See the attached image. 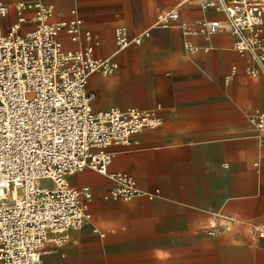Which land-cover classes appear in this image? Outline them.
<instances>
[{
    "label": "crops",
    "instance_id": "1",
    "mask_svg": "<svg viewBox=\"0 0 264 264\" xmlns=\"http://www.w3.org/2000/svg\"><path fill=\"white\" fill-rule=\"evenodd\" d=\"M20 2L52 4L56 20L76 10L92 38L74 43L63 35L66 45L115 54L116 73L90 76L94 110L155 109L162 119L129 144L110 146V172L132 175L143 193L109 196L115 180L91 168L70 175L76 187H91L92 219L71 229L65 244H51L46 263L264 264V238L250 237L252 225H264V135L251 121L264 109V75L248 72L251 56L236 50L227 27L206 37L179 26L226 22L225 14L202 0H0L11 7L0 25L17 16ZM171 9L176 25L116 53L117 27L145 31ZM187 38L202 49L185 53Z\"/></svg>",
    "mask_w": 264,
    "mask_h": 264
},
{
    "label": "built area",
    "instance_id": "2",
    "mask_svg": "<svg viewBox=\"0 0 264 264\" xmlns=\"http://www.w3.org/2000/svg\"><path fill=\"white\" fill-rule=\"evenodd\" d=\"M202 1L222 11L226 22L211 19L193 26L181 21L184 34L211 37L227 27L236 50L251 56L248 72L264 75V0ZM15 9L16 20L9 27L0 25V264H47L51 244H65L71 229L92 219L93 191L73 185L70 175L91 168L115 180L109 196L131 200L143 193L132 175L110 172V146L129 144L162 119L155 109H93L91 74L116 73L119 63L115 54L96 55L92 43L66 45L63 35L74 43L83 34L92 38L76 10L74 17L56 20L52 4L20 2ZM10 13L11 7L0 3V16ZM178 21V11L171 9L148 30L117 27L116 53L142 44L154 28ZM201 49L186 39L185 53ZM251 121L264 135V109H257ZM250 237L264 238V225H252Z\"/></svg>",
    "mask_w": 264,
    "mask_h": 264
},
{
    "label": "rangeland",
    "instance_id": "3",
    "mask_svg": "<svg viewBox=\"0 0 264 264\" xmlns=\"http://www.w3.org/2000/svg\"><path fill=\"white\" fill-rule=\"evenodd\" d=\"M10 17L11 16H9L8 18H6V19H4L3 21H1V22H3L4 23V21H6L7 19H8V23L6 24V26L7 27H9L15 20H16V16L13 18V19H10ZM46 257V256H45Z\"/></svg>",
    "mask_w": 264,
    "mask_h": 264
}]
</instances>
